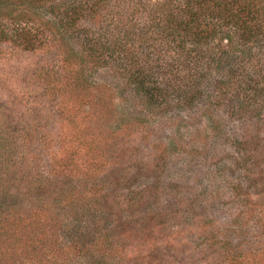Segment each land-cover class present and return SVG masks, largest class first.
<instances>
[{"label": "rangeland", "instance_id": "rangeland-1", "mask_svg": "<svg viewBox=\"0 0 264 264\" xmlns=\"http://www.w3.org/2000/svg\"><path fill=\"white\" fill-rule=\"evenodd\" d=\"M54 3L45 0L46 16ZM128 5L118 9L131 17ZM41 59L0 63V209L9 216L0 264H264V215L243 219L264 206V140L251 143L246 168L235 159L240 141L249 149L255 130L264 135V96L240 114L234 97L213 112L203 99L146 123L147 106L120 79L118 89L68 94L63 114L54 105L59 80L37 77ZM192 110L204 116L190 122ZM190 148L198 154L188 158ZM240 180L254 204L233 199Z\"/></svg>", "mask_w": 264, "mask_h": 264}, {"label": "trees", "instance_id": "trees-1", "mask_svg": "<svg viewBox=\"0 0 264 264\" xmlns=\"http://www.w3.org/2000/svg\"><path fill=\"white\" fill-rule=\"evenodd\" d=\"M44 3L0 0V63L22 53L44 57L37 77L59 80V100L54 105L63 114L68 108L63 103L68 102V94L83 90L86 95L98 85L118 89L120 79L136 94L137 103L147 106L146 123L175 106L192 109L203 99L209 105L205 110L213 112L212 108H220L225 99L234 97L240 100L239 104L236 101L240 114L251 109L253 98L264 96V0H59V4L49 5L48 16L43 11ZM127 3L137 18L119 11ZM97 19L105 26L97 29ZM215 70H219V76L213 81ZM42 93L40 97L46 91ZM191 115L204 116L192 110L190 122L195 120ZM210 126L213 133L212 122ZM252 134V142L246 139L249 149L243 147V141L238 144L235 159L245 162L244 168L248 160L253 162L251 151L255 149L251 143L264 140L256 130ZM46 138L42 134L40 140ZM194 154L197 151L190 148L185 156ZM260 165L264 173V162ZM242 180L250 187L254 185L252 176H243ZM241 182L240 187L234 186L233 199L246 200L242 207L254 204L256 195L253 192L250 197L251 193L240 191ZM96 206L101 208L96 203L85 217ZM249 212L250 208L244 211L243 219L251 224L264 215V206L257 217ZM8 221L9 216L0 209V226ZM105 243L108 246L102 256L109 252V240ZM228 256L231 253H226Z\"/></svg>", "mask_w": 264, "mask_h": 264}]
</instances>
